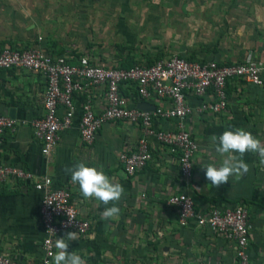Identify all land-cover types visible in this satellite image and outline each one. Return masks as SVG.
I'll return each instance as SVG.
<instances>
[{
  "label": "crops",
  "instance_id": "1",
  "mask_svg": "<svg viewBox=\"0 0 264 264\" xmlns=\"http://www.w3.org/2000/svg\"><path fill=\"white\" fill-rule=\"evenodd\" d=\"M54 1H49L52 4L48 5L47 11L38 9L37 13L34 0L29 3L0 0V46L9 44L24 48L39 43L53 54L69 55L71 62L88 56L103 65L118 63L120 58L130 56V51L125 48L115 55L112 47L100 44V39L91 40L93 36L88 38L90 40L84 39L82 34L76 36L79 28L74 21V30L69 22L63 27L64 15L66 18V14L74 9L64 0L60 6ZM240 6L244 10H241L243 19L237 24L238 31L232 35L227 33L218 44L214 42L215 45L208 46L207 39H201L204 34L201 33L196 35L200 38L191 41L186 38L187 41L177 47H164L163 50L160 47L161 51L151 59L180 53L195 59L251 61L264 66V0H252ZM213 11H208L210 17ZM148 55L140 53L130 58L145 62L150 58ZM44 89L45 77L40 73L0 69V113L10 114L17 120L15 128L7 131L0 142V162L26 168L36 177L46 174L54 183L68 186L81 215L91 221L87 235L68 241L69 251L81 255L86 264H234L232 241L211 233L194 220L180 226L176 210L167 204L166 199L173 193L186 192L193 196L195 210L201 213L214 206L244 203L249 211L248 253L251 264H264V165L259 163L258 155L246 153L243 159L250 171L238 180L230 177L229 182L219 188L210 184L202 168L208 164L219 166L222 162L211 145L209 137L212 135L243 128L264 142V72L260 86L243 80H229L224 111L192 112L186 116L185 127L198 144L190 183H186L179 173L177 153L153 139L150 140L151 160L132 175L124 171L118 155L122 150L132 149L141 135L140 127L130 121L105 122L92 143L81 140L79 106L90 97L94 110L101 111L104 96L100 88L74 95L76 112L71 126L61 132L54 150L48 155L43 154L29 121L42 111ZM122 90L129 105L137 106L143 101L133 85H123ZM187 97L191 104L199 101L192 93ZM144 101L154 108L159 105L153 98ZM172 122L157 120L164 128L171 126ZM79 162L102 170L113 182L120 183L124 188L121 199L109 205L95 198L85 199L79 186L71 183L70 174L64 171L66 166L72 167ZM40 199L41 191L31 180L0 182V251L8 252L14 264H37L43 254V233L38 214ZM113 204L120 208L118 217L101 219V213Z\"/></svg>",
  "mask_w": 264,
  "mask_h": 264
},
{
  "label": "built area",
  "instance_id": "2",
  "mask_svg": "<svg viewBox=\"0 0 264 264\" xmlns=\"http://www.w3.org/2000/svg\"><path fill=\"white\" fill-rule=\"evenodd\" d=\"M69 58L67 54H53L39 43L24 48L9 44L0 46V69H23L45 77L42 111L29 121L41 152L50 154L58 144L61 132L71 126L76 112L74 95L100 88L104 96L101 111L94 110L90 97L79 106L81 140L92 143L98 129L108 121L135 123L140 127L141 135L132 149L122 150L118 155L124 171L132 175L151 160L150 140L153 139L177 153L179 173L186 183L191 182L193 156L198 148L194 136L185 127L186 116L192 112L224 111L228 102L226 86L231 79L258 86L263 84L264 66L251 61L202 60L173 53L151 63L122 67L116 62L110 65L93 62L88 56L79 57L77 62H71ZM126 84L134 86L141 100L153 98L159 105L153 110L129 105L122 90ZM188 93L199 101L191 104ZM159 119L173 122L164 128L157 123ZM16 124L14 117L0 113V142ZM8 179L31 180L41 191L38 214L43 254L37 264H45V260L52 264L49 253H55L57 237L68 232H77V236L88 234L91 221L81 215L67 185L54 183L46 174L36 177L26 168L0 162V182ZM166 202L176 210L180 226L194 220L211 233L224 236L233 243L234 264H251L249 211L244 203L214 206L201 213L195 210L193 196L186 192L173 193ZM68 213L75 218L71 223H68ZM0 264H14L8 252L0 251Z\"/></svg>",
  "mask_w": 264,
  "mask_h": 264
},
{
  "label": "rangeland",
  "instance_id": "3",
  "mask_svg": "<svg viewBox=\"0 0 264 264\" xmlns=\"http://www.w3.org/2000/svg\"><path fill=\"white\" fill-rule=\"evenodd\" d=\"M21 1L29 3L31 0ZM49 1L34 0L37 13L39 10L47 11L48 5L52 4ZM64 1L74 11L69 12V15L66 14V18L64 15L63 27L69 22L74 30L72 24L74 21L76 23L74 25L79 28L76 29L78 31L76 36L82 34L86 40L100 39V44L112 47L115 55L122 48L128 49L131 53L128 57L132 58L140 53L146 56L148 55L146 53H149L150 58L155 57L161 49L177 47L187 39L191 41L196 37L200 38L196 35L201 33L206 35L203 34L201 39H207L208 46L213 45L214 42L218 44L222 37L224 39L227 37V33L232 35L236 30L238 31L237 24L243 19L241 10H244L240 5L252 2V0ZM62 2L63 0L54 1L59 6ZM213 9L215 11L210 13V17L208 11ZM218 9L222 11H217ZM91 36L93 37L90 38Z\"/></svg>",
  "mask_w": 264,
  "mask_h": 264
},
{
  "label": "clouds",
  "instance_id": "4",
  "mask_svg": "<svg viewBox=\"0 0 264 264\" xmlns=\"http://www.w3.org/2000/svg\"><path fill=\"white\" fill-rule=\"evenodd\" d=\"M209 139L216 153L222 158V162L219 166L208 164L202 168L205 171V178L216 188L228 183L230 177L238 180L250 171L248 163L243 159L248 152L257 154L259 163L264 165V142L243 128L226 130L218 136L212 135ZM64 171L70 174L71 183L79 186V192L85 199L95 198L104 205H109L118 202L124 192L120 183L113 182L102 170L87 166L84 162H79L72 167L66 166ZM119 213L120 208L113 204L105 208L101 213V219H115ZM68 216V223H71L75 218L70 213ZM76 239L77 232H68L65 237L55 240V253H49L52 264H86L81 255L75 251H69L68 241ZM45 264H49V261L45 260Z\"/></svg>",
  "mask_w": 264,
  "mask_h": 264
},
{
  "label": "trees",
  "instance_id": "5",
  "mask_svg": "<svg viewBox=\"0 0 264 264\" xmlns=\"http://www.w3.org/2000/svg\"><path fill=\"white\" fill-rule=\"evenodd\" d=\"M160 56L156 57L159 58ZM154 58V59H156ZM153 58H147V60L145 61L146 63H151L153 60ZM217 61V60H216ZM142 61L139 60H132L130 57L126 56V57H122L120 58V60H118V65L122 66V67H129L135 63H141Z\"/></svg>",
  "mask_w": 264,
  "mask_h": 264
},
{
  "label": "water",
  "instance_id": "6",
  "mask_svg": "<svg viewBox=\"0 0 264 264\" xmlns=\"http://www.w3.org/2000/svg\"><path fill=\"white\" fill-rule=\"evenodd\" d=\"M137 107L140 108V109H143V110H151V109H154V106L151 105L150 103L146 102V101H140L137 104Z\"/></svg>",
  "mask_w": 264,
  "mask_h": 264
}]
</instances>
